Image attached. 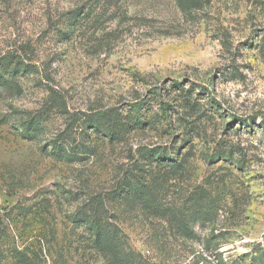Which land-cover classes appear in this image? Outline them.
Listing matches in <instances>:
<instances>
[{
  "label": "rangeland",
  "instance_id": "374dc122",
  "mask_svg": "<svg viewBox=\"0 0 264 264\" xmlns=\"http://www.w3.org/2000/svg\"><path fill=\"white\" fill-rule=\"evenodd\" d=\"M211 3L187 22L175 0H128L130 21L97 32L93 15L71 37L67 19L87 0H0L2 264H80L86 232L71 217L153 146L193 151L192 182L219 185L226 209L198 232L225 235L216 240L225 263L264 264V0ZM186 96L197 115L187 123ZM140 220L124 225L138 251L164 264H218L202 242L195 254L149 251Z\"/></svg>",
  "mask_w": 264,
  "mask_h": 264
},
{
  "label": "trees",
  "instance_id": "16d2710c",
  "mask_svg": "<svg viewBox=\"0 0 264 264\" xmlns=\"http://www.w3.org/2000/svg\"><path fill=\"white\" fill-rule=\"evenodd\" d=\"M128 0H87V4L71 12L66 22L64 35L71 36L80 28L82 21L91 18L95 24L94 29L102 31L107 22L120 19V23L130 21L128 11L124 5ZM176 7L187 22L197 21L200 14L211 7V0H175ZM88 9V10H87ZM114 11L108 18V14ZM109 35V34H108ZM262 46L259 47L264 54V37ZM101 46L109 47L110 42L101 40ZM21 67L30 68V64ZM11 63V62H10ZM12 65V63H11ZM35 68V66H33ZM54 100L64 105L62 94L52 90ZM185 116L195 117V106L184 97ZM164 116H169L168 108H162ZM99 116L104 119L106 116ZM197 116V115H196ZM36 127L35 120L24 124L27 137ZM190 128L188 131H193ZM187 141V140H186ZM189 142H186L188 145ZM175 149V148H174ZM57 151L66 152L63 146H58ZM75 154L68 152L66 155L72 159ZM139 159L134 158L133 170L127 174L120 183L110 191L91 195L87 202L74 214L71 219L74 223L84 227L85 245L87 253L80 264H164L166 260L155 258L149 254L138 251L132 244L124 225L131 219L140 220L149 225L151 232L147 238V248L156 249L161 253L177 247L195 249L197 242H202L207 249L219 256L218 264H226L219 255L222 247L216 240L224 239V234L214 231L204 240L198 232L199 228H207L215 224L220 217V212L226 209L223 199L217 193L220 187L210 181V178L200 184L193 183L195 170L193 151L174 152L173 149L153 146L144 148L138 153ZM223 181V180H222ZM221 181V182H222ZM220 193V192H219ZM231 210L233 208L231 207ZM159 223V224H158ZM161 231V233H159ZM195 254V251L193 252ZM3 261V252L0 250V264ZM200 262H195L199 264Z\"/></svg>",
  "mask_w": 264,
  "mask_h": 264
}]
</instances>
